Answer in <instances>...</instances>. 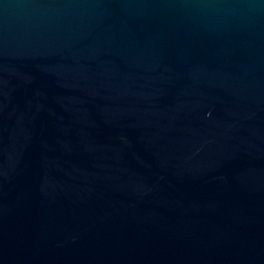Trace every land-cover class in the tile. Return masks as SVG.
Here are the masks:
<instances>
[{"label": "water", "instance_id": "1", "mask_svg": "<svg viewBox=\"0 0 264 264\" xmlns=\"http://www.w3.org/2000/svg\"><path fill=\"white\" fill-rule=\"evenodd\" d=\"M0 264H264V0H0Z\"/></svg>", "mask_w": 264, "mask_h": 264}]
</instances>
